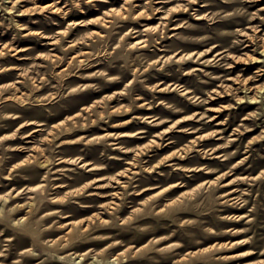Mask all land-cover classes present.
<instances>
[{"label":"rangeland","instance_id":"rangeland-1","mask_svg":"<svg viewBox=\"0 0 264 264\" xmlns=\"http://www.w3.org/2000/svg\"><path fill=\"white\" fill-rule=\"evenodd\" d=\"M253 24L264 0H0V264H264Z\"/></svg>","mask_w":264,"mask_h":264},{"label":"bare ground","instance_id":"bare-ground-1","mask_svg":"<svg viewBox=\"0 0 264 264\" xmlns=\"http://www.w3.org/2000/svg\"><path fill=\"white\" fill-rule=\"evenodd\" d=\"M102 1H106V0H102ZM47 6H50L51 8H53L54 10H57V9H59L58 7H57V5L56 4H54L53 2H50V3H48V4H46ZM90 21V20H89ZM70 23H79V22H73V21H71ZM84 23V22H83ZM87 23H89V22H87ZM263 26H264V24H263ZM23 27V26H22ZM21 27V28H22ZM248 28H251L252 30H253V33H251V32H249L248 30H242V32H241V34L242 35H245L247 38L245 39V41L247 42L246 44H245V47H251V46H254L255 44L257 45V43L259 44H261V47H262V51H261V55H264V32L263 33H261V31L264 29V28H260V26L259 25H255V24H253V25H249V26H247ZM34 33H36V34H39L41 37H43V38H46L47 39V42L46 43H49V44H52V43H54L55 41H57V39H58V37H54V36H52V35H49V34H45V33H43L42 31H35ZM241 40V39H240ZM244 41V40H243ZM20 49V48H19ZM17 50V49H16ZM25 50V49H24ZM17 52V51H16ZM255 53H259L258 52V50L257 51H255ZM261 55L259 54V55H255V56H252L251 58H248L249 60H252V63H255V62H258V61H262V60H260V57H261ZM249 60H246L245 61V63H251V62H249ZM230 66H232V65H229V67ZM245 81V80H244ZM238 83V82H237ZM252 86H249L248 88H251ZM255 88V86L252 88V89H254ZM258 88V87H257ZM260 89H262L263 88V86H260L259 87ZM257 94L255 95V96H253V98H257ZM152 116V115H151ZM185 118V117H184ZM181 119V118H180ZM177 120V119H176ZM175 120V121H176ZM64 121V120H63ZM30 122V121H29ZM25 123V122H24ZM33 123V122H32ZM23 124V123H22ZM21 125V124H20ZM174 125V124H173ZM138 131H140V130H138ZM161 131H163V130H161ZM166 131V130H165ZM135 132V131H134ZM191 132H193V131H191ZM124 133V132H123ZM128 133V132H127ZM131 134L133 135V133L131 132ZM86 163H87V161H86ZM91 167H93V166H91ZM95 168V166L92 168V169H94ZM221 175H222V173H221ZM258 175V174H257ZM91 181H92V179H91ZM210 181V180H209ZM174 184V183H173ZM227 184V183H226ZM171 185H172V183H171ZM170 185V186H171ZM198 185H200V184H198ZM171 187H173V186H171ZM165 188V187H164ZM166 188H168V186L166 187ZM163 190V189H162ZM161 190V191H162ZM184 192V191H183ZM157 193H158V191H157ZM125 250L126 249H124V251H121L120 253H119V255H118V253H117V257H116V259L117 260H122L123 259V257H121L122 256V254L123 255H125L126 256V254H124L125 253ZM246 251V250H245ZM244 252V251H243ZM242 252V253H243ZM250 252V251H249ZM248 252V254H250ZM240 253V252H239ZM238 253V254H239ZM245 253V252H244ZM90 254V250L89 251H86V252H82V254H80V255H78V256H80V257H82V256H84V258L86 259V257L88 256ZM241 255V254H240ZM242 256H243V254H242ZM89 257V256H88ZM90 258V257H89ZM129 258V257H128ZM124 259H125V257H124ZM130 260V259H129ZM129 260H128V263H129ZM81 261V260H80ZM99 262V261H98ZM114 262V261H113ZM116 262V261H115ZM126 262V261H125ZM96 263V262H95ZM111 262H109V264H110ZM249 263V262H248ZM94 264V263H93ZM98 264H105V262H99ZM125 264V263H124Z\"/></svg>","mask_w":264,"mask_h":264}]
</instances>
